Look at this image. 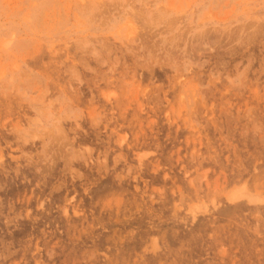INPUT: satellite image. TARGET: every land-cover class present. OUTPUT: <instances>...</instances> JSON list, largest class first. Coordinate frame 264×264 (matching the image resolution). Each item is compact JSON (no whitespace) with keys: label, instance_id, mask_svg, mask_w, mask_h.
Returning <instances> with one entry per match:
<instances>
[{"label":"rangeland","instance_id":"1","mask_svg":"<svg viewBox=\"0 0 264 264\" xmlns=\"http://www.w3.org/2000/svg\"><path fill=\"white\" fill-rule=\"evenodd\" d=\"M0 264H264V0H0Z\"/></svg>","mask_w":264,"mask_h":264}]
</instances>
